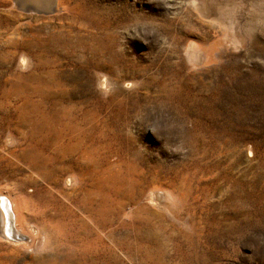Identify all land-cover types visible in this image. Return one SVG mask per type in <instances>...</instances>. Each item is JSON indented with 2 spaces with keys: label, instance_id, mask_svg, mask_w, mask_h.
<instances>
[{
  "label": "rangeland",
  "instance_id": "rangeland-1",
  "mask_svg": "<svg viewBox=\"0 0 264 264\" xmlns=\"http://www.w3.org/2000/svg\"><path fill=\"white\" fill-rule=\"evenodd\" d=\"M55 1L0 0V193L38 229L0 264H264V0Z\"/></svg>",
  "mask_w": 264,
  "mask_h": 264
},
{
  "label": "bare ground",
  "instance_id": "bare-ground-1",
  "mask_svg": "<svg viewBox=\"0 0 264 264\" xmlns=\"http://www.w3.org/2000/svg\"><path fill=\"white\" fill-rule=\"evenodd\" d=\"M54 2L56 3L55 0H51V4L49 6L50 10H53V8H54L53 3ZM55 7H57V6L55 5ZM66 174H68V175H67V178H65V182L68 183V180H69L70 184H72L71 186L73 187V185H75V183L79 180V179H77V175H76L78 173L75 174V172L70 171ZM157 193H159L161 197H164V203L162 202V204H163L162 207L164 208V210H167V208H169V206L171 204L175 203V201H177V199H178L176 194L174 195V193L172 191H168L165 189H162V190L161 189H159V190L153 189L151 191V195L152 194L156 195ZM154 195L150 198L151 200H149L151 203L153 202L152 200H154ZM179 199H181V198H179ZM16 207L17 206L13 200V197H11L8 194L0 193V240L4 241V242H6L12 246H16V248H17V246L20 247V246L26 245L24 243L25 240L23 242V237H28V236L35 237V235L38 234V229L36 226L31 225V226H29V234H27L28 236L26 234H23L24 229H22L21 226H19L16 223V212H15L17 209ZM16 248H14V249H16ZM9 253H10V251H9Z\"/></svg>",
  "mask_w": 264,
  "mask_h": 264
}]
</instances>
